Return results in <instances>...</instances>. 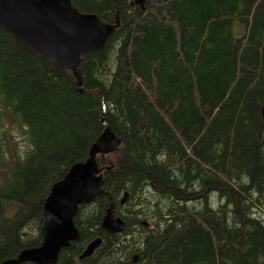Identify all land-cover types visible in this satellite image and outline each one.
<instances>
[{
    "label": "trees",
    "instance_id": "1",
    "mask_svg": "<svg viewBox=\"0 0 264 264\" xmlns=\"http://www.w3.org/2000/svg\"><path fill=\"white\" fill-rule=\"evenodd\" d=\"M73 3L121 18L84 55L89 94L0 26V264L42 244L51 187L88 158L102 115L122 144L98 156L104 193L57 264H264V0ZM110 196L121 233L102 226Z\"/></svg>",
    "mask_w": 264,
    "mask_h": 264
},
{
    "label": "water",
    "instance_id": "2",
    "mask_svg": "<svg viewBox=\"0 0 264 264\" xmlns=\"http://www.w3.org/2000/svg\"><path fill=\"white\" fill-rule=\"evenodd\" d=\"M0 26L27 49L49 60L58 71H71L78 91L89 94L93 90L83 86L84 55L103 50L121 26V18L117 11L116 21L107 22L96 13L80 11L73 0H0ZM101 120L105 128L91 145L88 158L75 162L51 187L44 204L42 244L24 249L18 257L1 264H57L60 251L80 239L75 223L80 207L96 201L104 193L105 176L98 165V156L115 152L122 144L104 115ZM129 196L125 193L121 203ZM110 198L102 226L109 234L121 233L126 223L116 214V202ZM102 242V237L92 240L80 259L92 256Z\"/></svg>",
    "mask_w": 264,
    "mask_h": 264
},
{
    "label": "rangeland",
    "instance_id": "3",
    "mask_svg": "<svg viewBox=\"0 0 264 264\" xmlns=\"http://www.w3.org/2000/svg\"><path fill=\"white\" fill-rule=\"evenodd\" d=\"M19 139H20V141H21V145H22V148H23V150H25L26 148H27V146H28V143L25 141V139H24V137H19ZM260 214L263 216V218H264V209L262 210V212H260ZM150 215V214H149ZM146 221H148V219L146 218L145 219ZM152 225V224H151ZM150 225V226H151ZM87 258V257H86Z\"/></svg>",
    "mask_w": 264,
    "mask_h": 264
}]
</instances>
